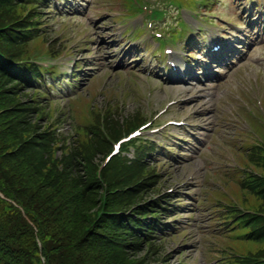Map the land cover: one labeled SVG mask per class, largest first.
Instances as JSON below:
<instances>
[{
	"label": "trees",
	"instance_id": "trees-1",
	"mask_svg": "<svg viewBox=\"0 0 264 264\" xmlns=\"http://www.w3.org/2000/svg\"><path fill=\"white\" fill-rule=\"evenodd\" d=\"M36 8L24 0H0V27H7L0 32V50L11 59L22 57L21 45L38 31ZM7 68L0 61V191L20 204L34 227L0 198V264H142L134 256L161 227L157 211L148 217L154 203L125 216L105 214L128 210L122 208L137 198L128 188L137 178L132 167L112 164L105 171L110 191L119 189L105 199L93 147L83 149L81 168L80 152L72 151L60 171L53 156L56 138L32 121L41 111L37 101L22 98L25 81Z\"/></svg>",
	"mask_w": 264,
	"mask_h": 264
},
{
	"label": "rangeland",
	"instance_id": "rangeland-1",
	"mask_svg": "<svg viewBox=\"0 0 264 264\" xmlns=\"http://www.w3.org/2000/svg\"><path fill=\"white\" fill-rule=\"evenodd\" d=\"M80 1L82 4L75 8L74 14L71 15L66 14L63 16L60 14L64 8L68 7L67 0L56 4L52 10L55 27L57 30H61V35L68 38L66 40L68 49L60 57L56 69L60 75L55 78L59 83L58 85L63 89L67 87L66 81H63L62 73L68 69L70 63L78 62L81 67L77 68L75 72V74H80V78L70 85L72 86L70 92L57 101L59 108H62L60 111H62L64 122L69 123L73 129L76 120L72 116L70 117L69 106H66V103L70 99L75 101L78 94L94 96L93 100L96 104L104 105L106 101L103 92L106 88L109 90L115 87L114 90L117 91L116 99L121 94L123 95L121 99L124 102L123 113L132 114L137 108H146V93L148 90V86L139 81L140 90H133L131 97L127 98L128 92L124 91L121 86H117L119 83H127L129 76L134 75V70L137 72L141 65L140 62L129 67L122 66L127 55H130L128 51L132 46L127 41L128 36L121 39L120 34L123 29H118L115 26L117 22L115 17L118 16V13L114 11L116 9H119V11L124 10V7L120 4L121 0ZM159 1L162 2L163 0ZM251 1L225 0L216 12L219 11L218 13L224 14V16H232L236 19L238 16L244 15V6H250ZM85 5H89V7L86 8ZM258 9L262 11L263 5L261 4ZM85 16H87L86 19ZM263 53L264 47L257 48L248 57L247 61L240 64L239 68L236 67L231 73L224 70L222 74L213 77L217 79L216 81L211 80L208 83H196L193 80L188 84H164L157 78H151L149 82L152 88L150 97L152 105L150 109L153 107V112H156L168 100L186 99V103L178 104L171 108L167 115L162 116V121L170 118H186L192 111H196L199 113V117H193V122L200 123L205 130L214 133L218 124H225V120L220 118V115L231 113L232 104H235L234 95L237 96L242 93V90L237 88L239 87L238 82L248 76L250 69L256 68L254 65L258 62L256 57L261 56ZM116 63H119V65L115 68ZM118 70L125 72L120 75L117 73ZM257 70L261 71L260 75L264 76L263 70L259 67ZM135 93H137L136 96H134ZM79 105L81 106L82 103ZM75 106L78 107V109L75 107L76 116L81 117L82 113L77 103ZM150 109L145 110L149 111ZM248 111L251 120L256 123L255 136L264 142V113L257 111L249 104ZM147 113L149 114V112ZM222 133L212 134L211 136L203 133L195 138H189L191 140L189 143L183 140H177L181 143L172 142V145H176L178 154H180V149L185 151L183 155L186 157V162L181 165H167L168 170L164 174L168 179L169 187L177 188L183 186L185 182L183 188H190L187 191L189 194L185 198L181 208L182 212L177 221L191 224L190 228L186 229L180 236H175L167 243L166 250L171 253L172 264H178L180 261H184L185 264H210L212 254L217 255L214 250H211L212 239L201 233L203 229L208 228L209 216L208 212L199 213L206 208L200 203L197 206L198 201L196 202V198L201 193L200 185L204 183L203 178L207 175L208 162L212 159L216 160L212 152L217 149L219 139L231 135L233 131L228 128L225 135ZM177 135L188 140L184 135L179 133ZM157 138L159 140L163 139L162 136ZM230 162H233V159ZM184 234L186 236L181 238Z\"/></svg>",
	"mask_w": 264,
	"mask_h": 264
}]
</instances>
